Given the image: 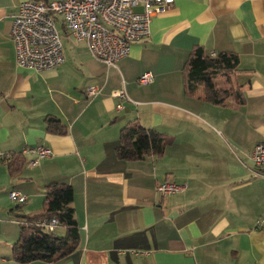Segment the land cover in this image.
<instances>
[{"label": "crops", "instance_id": "obj_1", "mask_svg": "<svg viewBox=\"0 0 264 264\" xmlns=\"http://www.w3.org/2000/svg\"><path fill=\"white\" fill-rule=\"evenodd\" d=\"M21 1L0 0V264H20L11 245L21 216L40 211L51 182L73 188L79 245L56 263L27 264H264V177L250 159L264 141V0H174L114 66L67 35L63 62L41 71L15 64L10 28ZM195 46L238 55L219 85L239 89V100L214 105L201 86L184 92ZM146 71L153 81L139 84ZM48 116L64 132L47 131ZM136 122L167 135L161 156H116L120 130ZM39 145L52 155L29 165L24 150ZM18 158L12 176L7 163ZM165 181L185 188L163 195L156 186Z\"/></svg>", "mask_w": 264, "mask_h": 264}, {"label": "built area", "instance_id": "obj_2", "mask_svg": "<svg viewBox=\"0 0 264 264\" xmlns=\"http://www.w3.org/2000/svg\"><path fill=\"white\" fill-rule=\"evenodd\" d=\"M174 0H23L13 15L10 37L14 45L15 64L19 68L41 71L52 69L63 62L62 38L65 35L57 28L60 22L75 40L85 42L91 56L106 66L128 54L132 42L145 39L150 34V21L156 13L167 10ZM213 55V54H211ZM153 74L146 71L137 77L142 85L153 81ZM98 93L96 86H89V97ZM115 97L125 98L124 90L113 92ZM120 107V104L117 105ZM33 155L29 165H36L50 157L49 148L39 145L24 150ZM250 159L254 173L264 177V141L251 149ZM185 184L161 182L156 190L163 194L183 191ZM9 197L17 202L26 196L11 190ZM38 225L53 231L58 226L55 217L44 218Z\"/></svg>", "mask_w": 264, "mask_h": 264}, {"label": "trees", "instance_id": "obj_3", "mask_svg": "<svg viewBox=\"0 0 264 264\" xmlns=\"http://www.w3.org/2000/svg\"><path fill=\"white\" fill-rule=\"evenodd\" d=\"M62 33L68 35L61 24ZM239 63L235 52L223 51L215 55L205 52L202 46H195L189 52L182 68L184 92L194 93L203 87L201 99L205 102L222 105L230 95L235 94L239 100L241 92L237 88L219 85L214 81L218 76H227ZM46 130L64 132L58 119L46 118ZM166 134L139 123H128L120 130L119 143L115 154L123 160H141L145 156H161L169 143ZM24 163L23 159L10 160L7 167L10 175H17ZM74 191L70 184L51 182L45 186V197L40 211L34 215H22L19 224V235L11 245V257L20 264L33 261L56 263L71 254L79 245V228L71 206ZM55 217L63 233L55 229L48 231L38 222L44 218Z\"/></svg>", "mask_w": 264, "mask_h": 264}, {"label": "rangeland", "instance_id": "obj_4", "mask_svg": "<svg viewBox=\"0 0 264 264\" xmlns=\"http://www.w3.org/2000/svg\"><path fill=\"white\" fill-rule=\"evenodd\" d=\"M57 28L59 29L60 32H63L61 29V23L60 22L57 23ZM70 41H72L71 38H64L63 39V45L67 46L70 43ZM220 80H221V76H218L217 78L214 79V81L218 84L221 83ZM200 89H202V86L200 87Z\"/></svg>", "mask_w": 264, "mask_h": 264}]
</instances>
